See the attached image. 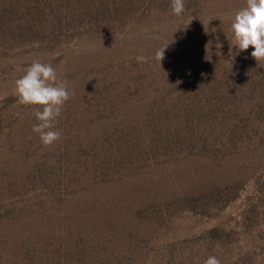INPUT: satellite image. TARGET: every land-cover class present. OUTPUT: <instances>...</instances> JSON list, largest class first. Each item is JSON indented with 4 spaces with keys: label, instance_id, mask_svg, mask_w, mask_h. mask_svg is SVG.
Returning a JSON list of instances; mask_svg holds the SVG:
<instances>
[{
    "label": "rangeland",
    "instance_id": "374dc122",
    "mask_svg": "<svg viewBox=\"0 0 264 264\" xmlns=\"http://www.w3.org/2000/svg\"><path fill=\"white\" fill-rule=\"evenodd\" d=\"M170 4L0 0V264H264V60L231 29L246 0ZM37 60L72 93L49 147L14 94Z\"/></svg>",
    "mask_w": 264,
    "mask_h": 264
},
{
    "label": "clouds",
    "instance_id": "9594fccd",
    "mask_svg": "<svg viewBox=\"0 0 264 264\" xmlns=\"http://www.w3.org/2000/svg\"><path fill=\"white\" fill-rule=\"evenodd\" d=\"M172 13L176 16L185 10L184 0H171ZM231 29L234 44L239 51L250 46L254 49L251 56L257 61L264 60V0H246V7L232 18ZM165 48L157 50L155 58L160 62L164 58ZM138 62L145 60L136 57ZM14 94L18 103L25 106H38L34 112L38 123L32 131L39 135L45 147L52 146L62 133L55 130V122L61 115L65 103L72 98L68 82L60 79L56 68L49 63L33 61L20 78L15 81ZM204 264H221L216 256H209Z\"/></svg>",
    "mask_w": 264,
    "mask_h": 264
}]
</instances>
